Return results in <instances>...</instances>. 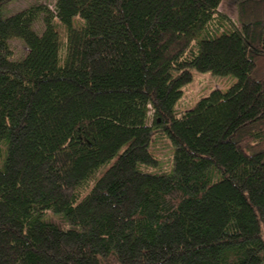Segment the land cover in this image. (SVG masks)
<instances>
[{
	"label": "trees",
	"instance_id": "trees-1",
	"mask_svg": "<svg viewBox=\"0 0 264 264\" xmlns=\"http://www.w3.org/2000/svg\"><path fill=\"white\" fill-rule=\"evenodd\" d=\"M12 1L0 0V264H264V0H233L236 23L221 0L3 15ZM192 69L236 81L178 114ZM154 126L174 147L169 173L140 168L156 162Z\"/></svg>",
	"mask_w": 264,
	"mask_h": 264
},
{
	"label": "rangeland",
	"instance_id": "rangeland-1",
	"mask_svg": "<svg viewBox=\"0 0 264 264\" xmlns=\"http://www.w3.org/2000/svg\"><path fill=\"white\" fill-rule=\"evenodd\" d=\"M35 3L47 5L51 10H53L55 0H14L6 6V9L2 10V13L3 15H9L19 9ZM217 10L229 17L232 22H237L236 8L233 0H221ZM34 28L38 32L43 29L40 18L35 20ZM8 44L13 51L14 59L22 58L27 52V47L20 39H11L8 41ZM191 71L192 78L190 81L182 85L181 95L174 105V109L178 114L191 108L197 99L201 96L207 95L213 89L225 91L236 81L235 76L232 74L218 75L211 73L209 70L198 71L192 69ZM146 123L149 125L153 124L151 107H149L147 112ZM149 150L156 158V162L153 164H142L140 165V168L151 173L171 172L174 147L160 126H154L152 128ZM2 159L3 157L0 158V165ZM51 218L53 221L62 226L69 225L65 218L59 213H54Z\"/></svg>",
	"mask_w": 264,
	"mask_h": 264
}]
</instances>
